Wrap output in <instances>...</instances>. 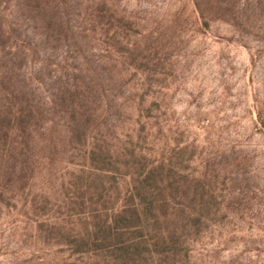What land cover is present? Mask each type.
Masks as SVG:
<instances>
[{"label":"rangeland","instance_id":"374dc122","mask_svg":"<svg viewBox=\"0 0 264 264\" xmlns=\"http://www.w3.org/2000/svg\"><path fill=\"white\" fill-rule=\"evenodd\" d=\"M25 30L38 60L0 52V264L130 263L79 236L153 167L169 253L137 264H264V0H0V42Z\"/></svg>","mask_w":264,"mask_h":264},{"label":"trees","instance_id":"16d2710c","mask_svg":"<svg viewBox=\"0 0 264 264\" xmlns=\"http://www.w3.org/2000/svg\"><path fill=\"white\" fill-rule=\"evenodd\" d=\"M1 31L3 30L1 29ZM22 32L23 33L20 34V37H17V41L15 43L3 44L0 42L1 53L6 52L8 49L11 55L14 54L23 58V63L25 64L23 66H19L20 70L23 69L24 66L29 65L30 62H35V58H37L36 60H38L41 55V50L33 41V38H30V31L25 30ZM14 51H16V53ZM5 72L2 71L1 73L2 77L0 78V82H2V84L5 79L11 76V74L7 73V71ZM38 84H41V82L38 81ZM12 97H14L13 93H6V99L10 100ZM49 101H51V97H49ZM23 107L24 105L22 106V108L16 109V111H14L10 115L11 117H9L12 122H21H18L22 125V129L18 131V135L32 133L34 132L36 126V124L33 125L34 127L24 125L25 117L29 116V114L33 116L34 112L31 108L29 110L27 108L26 111L25 109H23ZM75 113H77V111ZM80 123L81 122L75 118L72 125L69 127V135L71 136V138H78L81 130ZM14 131L16 130L13 129L12 133ZM81 142H83V140H81ZM84 142H87V140L85 139ZM90 147L92 163L90 164L89 170L92 172V174H90L92 175L90 182V184L92 185L95 179L98 178L99 174L104 175L106 172L110 171L109 168L106 169L107 167L103 165L101 166L93 163L95 161L99 164L103 162L101 158L98 157L99 154L96 152L99 151L100 153H102V150H98L97 145L95 144H92V146ZM160 175H162V169H159L158 167H153L151 169H148L147 171H141V173L138 174L134 172L133 177L137 178L134 179V181L138 183L137 185H134L140 188L136 190V193L132 192L130 194L131 197H129V201H127L126 204H124V206L120 209H115V207L111 209H96L98 213L101 212L105 217H103L102 215H97L95 217L96 220L93 221L94 223L92 225L90 224L91 227L88 228L87 225V229L85 230L88 231L86 233H77V235L80 234L79 237L82 241V245L88 246L89 244H91L90 241L92 240V238L95 237V239L93 238L92 243L96 244L99 249L118 248V250L122 252L124 260H127V262L133 264H137L139 260L144 261L146 250L142 249L145 248V246H147V250L149 253L155 254L158 258L166 256L169 252L163 250L164 246L166 245V239L163 235L164 230L162 229V225L160 223L162 222L163 217H161L162 215H159V211L161 209L160 202L162 200H149L148 193H144L147 188H151L150 181L157 179L160 180ZM87 187L89 189L91 186H86V188ZM85 204H88V202ZM82 205L84 206V204ZM110 211L113 212L112 215H108ZM79 215L86 214L79 213ZM145 231L150 234L148 235ZM153 233H156V235L153 236ZM149 237L151 238L149 239ZM87 238L90 240H87ZM150 247L154 250L148 249Z\"/></svg>","mask_w":264,"mask_h":264}]
</instances>
